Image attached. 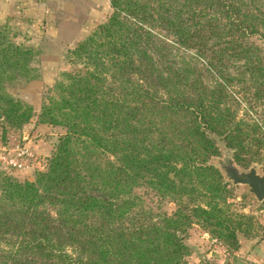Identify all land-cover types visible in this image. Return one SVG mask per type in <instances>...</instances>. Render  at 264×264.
Instances as JSON below:
<instances>
[{
  "label": "trees",
  "instance_id": "16d2710c",
  "mask_svg": "<svg viewBox=\"0 0 264 264\" xmlns=\"http://www.w3.org/2000/svg\"><path fill=\"white\" fill-rule=\"evenodd\" d=\"M108 2L36 114L7 86L37 53L0 25L1 144L34 117L64 129L32 179L0 170V264H180L192 224L229 249L254 237L208 162L216 140L240 167L264 158V0Z\"/></svg>",
  "mask_w": 264,
  "mask_h": 264
},
{
  "label": "rangeland",
  "instance_id": "374dc122",
  "mask_svg": "<svg viewBox=\"0 0 264 264\" xmlns=\"http://www.w3.org/2000/svg\"><path fill=\"white\" fill-rule=\"evenodd\" d=\"M108 3L109 2L107 0L100 1L99 16L92 19L87 18V25L84 27L82 37L79 40H81L96 24L102 22L110 13ZM77 19L82 22L85 20V17L79 16ZM5 25L15 31L16 35L13 37V41L16 42V38L19 35L17 30L10 24ZM66 35H69L67 39L72 37L70 32H66ZM27 46L32 47L37 53L36 56H34L31 65L37 69L38 76L29 82L18 83L16 86L14 81L13 84L7 86V91L30 104L33 107L34 113L36 114L42 100V96L53 84L54 80L59 77L60 72L70 71L73 69V66L67 61V50H65L62 54V57L59 59V64L57 67H53L51 69L45 68L43 72H40L38 50L31 45ZM49 51L54 52L53 50ZM42 52H46V50H41V53ZM27 84L29 87L26 86ZM17 88L20 89V93L15 92ZM34 89H38V92L34 93ZM35 119L36 118L34 117L30 122L25 123L19 131L11 132L7 135L8 139L12 137L15 138L11 146L13 144L24 146L23 141L27 140L26 138H31L32 145H30L31 147H28V149L36 155V163L31 166L33 167L31 172L32 176L35 170H41L44 168L46 163L45 160L53 150V142L55 138L64 132V129L60 128L59 126H50L48 124L39 123L37 124L35 123ZM33 124L38 126L35 129H32ZM25 125L27 126L24 127ZM22 136H26L25 140L21 139ZM221 156L222 154L220 152L219 156L216 157ZM212 158L210 159L211 162ZM254 164L257 165V170L259 173H264V158ZM238 168L246 169L240 166H238ZM0 170L2 169L0 168ZM21 171L11 174L17 179L23 180L26 177L23 175V173H21ZM134 193L141 196L145 207L151 209L152 211L170 214L175 209L174 204L167 197H160L145 187L135 188ZM227 201L229 202L230 211L240 212L250 216V226L248 227L249 236H254L253 239L255 240L264 238V199L261 202H255L254 198L247 194L245 186L235 185L231 186L230 195L227 198ZM245 239L249 240L252 238ZM184 243L187 245L189 253L184 257L180 264H224V262H230L231 264L235 261V252L239 249H229L220 241L211 239L208 233L196 224H192L186 229ZM209 251L212 252L211 257L207 256ZM237 258L240 259L238 260L237 264H244V260L241 257L238 256Z\"/></svg>",
  "mask_w": 264,
  "mask_h": 264
},
{
  "label": "crops",
  "instance_id": "0c3cea01",
  "mask_svg": "<svg viewBox=\"0 0 264 264\" xmlns=\"http://www.w3.org/2000/svg\"><path fill=\"white\" fill-rule=\"evenodd\" d=\"M100 1L0 0V25L10 24L19 34L16 38L17 43L31 45L38 50L39 70L43 72L45 68L57 67L64 51L71 48L82 37L87 18L99 16ZM79 16L85 17V20L80 22L77 19ZM66 32L72 34L70 39H67L69 35H66ZM41 50L46 52L41 53ZM26 86L29 87L28 84ZM19 90L17 88L15 92L20 93ZM37 92L38 89H34V93ZM37 126L33 124L32 129ZM25 137L22 136L21 139L25 140ZM26 139L23 141L24 146L31 147V138ZM14 140V137L8 139L6 145L0 142V149L10 148ZM32 165L21 171L25 179H31ZM238 242L240 247L235 252L236 257L232 264H237L240 260L238 256L244 260V264H264V238L247 240L239 236ZM211 255L212 252L209 251L207 256L211 257Z\"/></svg>",
  "mask_w": 264,
  "mask_h": 264
},
{
  "label": "water",
  "instance_id": "95a60500",
  "mask_svg": "<svg viewBox=\"0 0 264 264\" xmlns=\"http://www.w3.org/2000/svg\"><path fill=\"white\" fill-rule=\"evenodd\" d=\"M221 157H213L208 164L217 168L225 182L231 186L241 185L246 187V192L252 196L255 202L264 199V173H259L256 164H251L246 169H240L232 158V150L227 148L221 141L216 140ZM93 196L101 197L100 193L93 192Z\"/></svg>",
  "mask_w": 264,
  "mask_h": 264
},
{
  "label": "built area",
  "instance_id": "2783aa9c",
  "mask_svg": "<svg viewBox=\"0 0 264 264\" xmlns=\"http://www.w3.org/2000/svg\"><path fill=\"white\" fill-rule=\"evenodd\" d=\"M36 163V155L23 145L13 144L0 149V168L10 173L19 172Z\"/></svg>",
  "mask_w": 264,
  "mask_h": 264
}]
</instances>
